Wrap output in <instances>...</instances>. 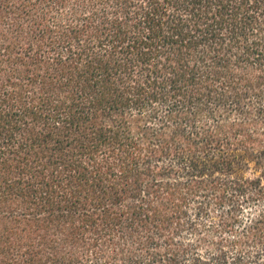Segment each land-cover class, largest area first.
<instances>
[{"label":"trees","instance_id":"trees-1","mask_svg":"<svg viewBox=\"0 0 264 264\" xmlns=\"http://www.w3.org/2000/svg\"><path fill=\"white\" fill-rule=\"evenodd\" d=\"M0 264H264V0H0Z\"/></svg>","mask_w":264,"mask_h":264},{"label":"rangeland","instance_id":"rangeland-1","mask_svg":"<svg viewBox=\"0 0 264 264\" xmlns=\"http://www.w3.org/2000/svg\"><path fill=\"white\" fill-rule=\"evenodd\" d=\"M256 210L257 209H252V211H249V213L244 214L243 216V220H248L250 218L251 215H255L256 214ZM218 219V212H214L212 215V218L210 219H205L202 223L207 224V225H211L217 222ZM186 239H189L190 241H194L195 240V236H188ZM201 255L203 256H207L209 254V250L207 249V247H205L204 249L200 250L199 252Z\"/></svg>","mask_w":264,"mask_h":264}]
</instances>
